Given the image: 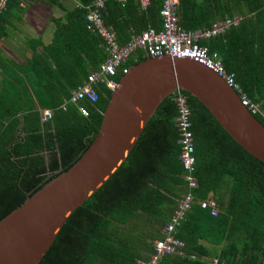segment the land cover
I'll list each match as a JSON object with an SVG mask.
<instances>
[{
    "label": "trees",
    "instance_id": "trees-1",
    "mask_svg": "<svg viewBox=\"0 0 264 264\" xmlns=\"http://www.w3.org/2000/svg\"><path fill=\"white\" fill-rule=\"evenodd\" d=\"M36 1L64 14L53 19L50 44L42 37L27 39L31 55L24 63L0 55V221L79 161L95 140L112 95L101 85L98 102L83 103L89 117L73 104L61 108L109 57L104 39L88 28L95 0H78L71 9L60 0H9L0 13V39ZM162 5L163 0L145 7L129 0L123 7L107 0L101 13L125 45L149 28H162ZM177 15L188 31L240 19L200 45L220 55L258 105L255 116L264 125V0H181ZM146 59L137 52L124 67ZM121 77L119 69L115 79ZM182 92L192 112L198 187L192 190L196 201L174 232L185 254L167 255L159 264H264V164L197 98ZM175 97L161 104L121 167L69 217L40 264H147L152 259L155 242L166 238L164 230L188 191ZM41 110H52V119L42 122ZM208 199L217 202L218 215L202 208Z\"/></svg>",
    "mask_w": 264,
    "mask_h": 264
},
{
    "label": "water",
    "instance_id": "water-1",
    "mask_svg": "<svg viewBox=\"0 0 264 264\" xmlns=\"http://www.w3.org/2000/svg\"><path fill=\"white\" fill-rule=\"evenodd\" d=\"M178 91L197 98L264 164V125L223 77L192 59L147 58L120 79L79 161L0 221V264H40L69 217L121 167L161 104Z\"/></svg>",
    "mask_w": 264,
    "mask_h": 264
},
{
    "label": "built area",
    "instance_id": "built-area-1",
    "mask_svg": "<svg viewBox=\"0 0 264 264\" xmlns=\"http://www.w3.org/2000/svg\"><path fill=\"white\" fill-rule=\"evenodd\" d=\"M9 0H0V13L7 8ZM107 0H95L94 7L89 9L87 15L88 28L98 33L105 43L106 51L109 55L108 60L101 64L99 68L92 72L88 77V83L72 92L69 100L62 105L63 110H67L69 104L77 106L79 112L84 117L90 116V110L83 103L88 102L96 104L99 100L98 88L106 85L110 92H114L119 87V81L115 77L121 70V76L124 77L130 72L131 67H124V64L137 52H143L144 57L159 58L170 56L172 58L195 60L220 75L227 84L232 87L241 97V101L254 115L258 112V105L253 103L236 81V75L228 72L218 53H210L206 46L200 45V42L224 33L233 25H238L240 19H226L215 23L211 28L198 31H188L180 27L178 23L177 10L181 0H163L161 9L162 28H149L142 34L134 36L125 45H120L116 35L104 22L101 11L106 8ZM123 7L129 0H115ZM143 7L147 6L150 0H140ZM121 77V78H122ZM175 100L179 108L177 127L181 132L183 153L181 161L185 169L184 178L187 182L188 191L183 195L179 202V209L173 216L171 222L166 227L164 240L155 242V255L147 264H159L167 255H184V242L175 238L174 232L176 226L184 219L185 213L189 211L196 201L192 190L198 187V179L195 176V138L192 130L191 120L192 112L188 105V99L182 91H178ZM54 113L52 110H41L42 122H48L52 119ZM202 208L209 209L212 215H218V204L212 199L202 202ZM194 258V257H193ZM217 264V262L215 261Z\"/></svg>",
    "mask_w": 264,
    "mask_h": 264
},
{
    "label": "crops",
    "instance_id": "crops-1",
    "mask_svg": "<svg viewBox=\"0 0 264 264\" xmlns=\"http://www.w3.org/2000/svg\"><path fill=\"white\" fill-rule=\"evenodd\" d=\"M38 2L46 4L45 2L36 1V3H38ZM62 3L65 5V3L63 1H62ZM76 5H78V0H77ZM76 5H74L71 8H74ZM67 8L71 9L69 7H67ZM57 9L59 10V13L58 14L56 13L57 15H55V13H51L50 12L49 13V15L51 14L50 16L46 15V17L43 18V19L33 18V20H32L33 26L37 27L36 28L37 29L36 32L39 34L38 37L44 38V41H45L46 44H50L51 43L53 35H54V28L55 27H54L53 19L54 18H58L59 16H63V14H64V11L62 9H60L59 7H57ZM60 11H62V13ZM27 12H28V9H27ZM27 12H26V15L27 14L29 15V13H27ZM56 12H57V10H56ZM23 17H24V19L22 21L20 20V23L26 22L25 14L23 15ZM29 20H30V18L27 19L28 22H29ZM14 21H15L14 22L15 23L14 24L15 27H11V28L8 29L9 35L7 37H4V38L0 39V42H8L7 46L9 48L11 46V49H7V51L9 52L8 54L12 55V58H8V57H6L3 54V52H2L3 48L2 47H0V55L5 60H9L11 62H17V63H24L30 57L31 50L29 49L28 44H27L28 43L27 42L28 38H26V33H24V31H22L23 29L20 30L17 27V25H16L17 20H14ZM17 35L19 37H16ZM47 35H48V37L46 38ZM8 37L13 38L12 41H10V39ZM5 38H6V40H3ZM15 43H16V46L13 45ZM1 88H2V76L0 74V91H1Z\"/></svg>",
    "mask_w": 264,
    "mask_h": 264
},
{
    "label": "rangeland",
    "instance_id": "rangeland-1",
    "mask_svg": "<svg viewBox=\"0 0 264 264\" xmlns=\"http://www.w3.org/2000/svg\"><path fill=\"white\" fill-rule=\"evenodd\" d=\"M61 2L63 1L64 3H65V5L67 6V7H69V8H71V7H73L74 5H76V3H77V0H60ZM56 10H57V12H56ZM26 12L27 11H25L24 13H23V15L25 14V17H26V22H23V23H20V20H18L17 22H16V25H17V27L20 29V30H22V31H24V33H26V38H31V37H38L39 36V34L36 32L37 31V27H35V26H33V24H32V20H33V18H36V19H43V18H45L46 17V15H49V13L51 12V13H55V15H57L58 13H59V10L57 9V7H55V6H52V5H50V4H44V3H36V2H34L33 4H31L29 7H28V12L27 13H29V15L27 14L26 15ZM61 13H62V11H60ZM57 13V14H56ZM51 15V14H50ZM49 15V16H50ZM30 18V20H29V22L27 21V19H29ZM28 23V24H27ZM15 33V32H14ZM17 33V32H16ZM16 37H19L18 35L16 36ZM48 37V35L46 36V38ZM9 39H10V41H12V39L13 38H10V37H8ZM3 40H6V38L5 39H3ZM9 41V42H10ZM7 43L8 42H0V47H2L3 49H2V52H3V54L6 56V57H8V58H12V55H10V54H8L9 52L7 51V49H11V46H10V48L7 46ZM13 45H15L16 46V43L15 44H13ZM8 47V48H7Z\"/></svg>",
    "mask_w": 264,
    "mask_h": 264
}]
</instances>
